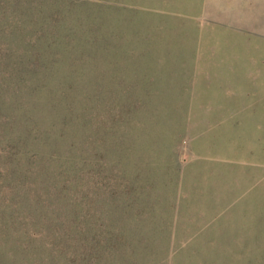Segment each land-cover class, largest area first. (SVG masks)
<instances>
[{"label": "rangeland", "instance_id": "374dc122", "mask_svg": "<svg viewBox=\"0 0 264 264\" xmlns=\"http://www.w3.org/2000/svg\"><path fill=\"white\" fill-rule=\"evenodd\" d=\"M0 264H264V0H0Z\"/></svg>", "mask_w": 264, "mask_h": 264}]
</instances>
